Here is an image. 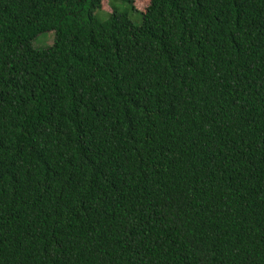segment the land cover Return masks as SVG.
Here are the masks:
<instances>
[{
  "label": "trees",
  "instance_id": "trees-1",
  "mask_svg": "<svg viewBox=\"0 0 264 264\" xmlns=\"http://www.w3.org/2000/svg\"><path fill=\"white\" fill-rule=\"evenodd\" d=\"M103 1L0 0V264H264V0Z\"/></svg>",
  "mask_w": 264,
  "mask_h": 264
},
{
  "label": "rangeland",
  "instance_id": "rangeland-1",
  "mask_svg": "<svg viewBox=\"0 0 264 264\" xmlns=\"http://www.w3.org/2000/svg\"><path fill=\"white\" fill-rule=\"evenodd\" d=\"M147 4H148V1H146V0H134L135 9L138 11H143L145 9V7L147 6ZM102 8H103V10H106V11L110 10V6H109L107 0L103 1ZM47 34L52 35V36L51 37L50 36L45 37ZM53 39H54L53 32H47L44 34H40L36 38V40L34 41L33 44L35 47H45V46L51 44Z\"/></svg>",
  "mask_w": 264,
  "mask_h": 264
}]
</instances>
